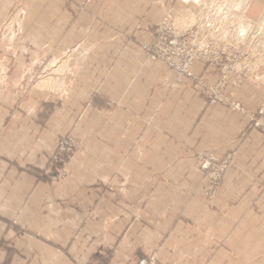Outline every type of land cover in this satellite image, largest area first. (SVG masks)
<instances>
[{
    "label": "crops",
    "instance_id": "crops-1",
    "mask_svg": "<svg viewBox=\"0 0 264 264\" xmlns=\"http://www.w3.org/2000/svg\"><path fill=\"white\" fill-rule=\"evenodd\" d=\"M82 1L0 0V33L15 26L0 35V264H264V138L142 49L164 13L194 4ZM263 10L251 0L246 17ZM61 56L60 96L22 88ZM192 72L216 80L200 63ZM232 79L225 93L255 112L264 83ZM65 135L82 144L55 180L48 162ZM183 143L237 151L211 203Z\"/></svg>",
    "mask_w": 264,
    "mask_h": 264
},
{
    "label": "built area",
    "instance_id": "built-area-1",
    "mask_svg": "<svg viewBox=\"0 0 264 264\" xmlns=\"http://www.w3.org/2000/svg\"><path fill=\"white\" fill-rule=\"evenodd\" d=\"M195 6L194 23L182 29L177 27L176 18L166 13L144 49L152 59L164 62L179 78L191 80L207 101H231V96L225 93L231 77V86L239 88L242 81L264 69V47L255 46L264 39V34L249 30L246 17L230 8L226 0H201ZM244 26L246 29L242 30ZM195 63L202 64L209 75L216 78L213 84L192 72ZM262 110L259 112L261 118ZM261 123L260 119L259 125ZM76 147L74 138L60 139L56 149L59 159L54 163L63 164Z\"/></svg>",
    "mask_w": 264,
    "mask_h": 264
},
{
    "label": "rangeland",
    "instance_id": "rangeland-1",
    "mask_svg": "<svg viewBox=\"0 0 264 264\" xmlns=\"http://www.w3.org/2000/svg\"><path fill=\"white\" fill-rule=\"evenodd\" d=\"M184 1H186V2H188L190 4H194V8L191 9V10H186V11H184L182 13H176L175 15L172 14L171 12H166V13H169V14L173 15V17H175L176 19L178 17H180L184 13H190L191 14L196 9V6H195L196 4L191 2V1H194V0H191V1L184 0ZM156 2L159 3L160 5H162L161 0H156ZM247 2H248V0H231V3H233L237 8L238 7L241 8L242 11H243L244 6H245V4ZM89 3H90V0H84V1L80 2L78 7L80 9H83ZM248 5H249V3H248ZM166 13L163 14V16L160 19V21L155 25L154 34H155V29H156L157 25L162 21V19L164 18ZM244 14L246 15V10H245ZM191 18H192L191 16L186 15V19L187 20L189 19L192 22L193 18L192 19ZM250 21L253 24L254 23H258L259 27L261 28V33L264 34V10L261 12L260 17L257 20H255V21L250 20ZM190 26H191V24L189 25V27ZM13 27L15 29V26L13 25V20H12V18H10L4 24V26L1 28V33H0L1 38L7 37V39H9L8 30L13 28ZM154 34H153V36H154ZM153 36H152V38H153ZM148 44H146V45H148ZM146 45H144L142 47V49H143V52L145 53V56H146L147 59L162 63L175 76L177 82H181L184 79V78H182V79L179 78V76H177L161 60L152 59L150 57V55H148V53L144 49V47ZM64 61H65L64 56L59 57L57 60H55V59H54V61L52 60V63H51L52 65L51 66H53V65L55 66V68H53V70L48 71V73L38 75L36 77V79L31 84H29V85H24L23 84L22 88L29 89L31 86H36V87H38L40 89H43L45 91H49L54 96H57V97L60 96L62 94V92L65 90V88H66V86L68 84V80H67L68 79V71H67V68L65 67ZM252 77L253 78H250V79L256 80L259 83H264V69H262L261 71L255 72V74L252 75ZM250 79H246L244 81H248ZM43 80H45L47 85H48L45 88H42V87L39 86V82L43 81ZM241 85H242V83H241ZM241 85H240V87H241ZM235 89H238V88H235ZM227 95L231 96V98H232L231 101L210 102V101L206 100L205 101V105L207 107L220 105V106H223V107H225V108H227V109H229L231 111L239 112V113L245 115L247 117V120H248L249 128L252 129V130H256L264 138V115L262 116V118L259 115V112L262 109H263L262 111H263V114H264V102L260 104V106L256 109L255 112H248L242 107V105L239 102H237V101H235L233 99V95L231 93H228ZM260 119L262 121L261 125H259L260 124ZM66 137L74 138L76 140V142H77V147H76V149H75V151H74V153L72 155L67 156L65 158V160L66 159L67 160L63 164L58 165V164L54 163V161H57L59 159L57 154H56V152H57L56 151L57 144H56V149H55L54 153L51 155V157L49 159V162H48V175L51 174V178H53L55 180H62L64 178H66V176H67V170H66L67 164L71 161V159L76 154V152L80 149L81 144H82V142H81V140L79 138H77L75 136H71V135H65V136L59 137L57 139V143H58V141L60 139L66 138ZM179 155L180 156L189 155L195 160V162L197 164V168H198L199 172L201 173L202 179H203V182H204V189H203V197H202V199L206 203H211L215 199V195L220 190V188L222 186L223 178H224V175L227 172V170H229V169H237L238 168L237 162L235 160L236 155H237V151H231V152H228V153H226L224 155H218L212 149H199V150H196V149H193L192 147H190L189 145L183 143V144H181V149L179 151ZM34 174L39 179L44 178L45 175H46L43 172H34ZM163 174L164 173H161L160 176H163ZM157 184L163 185L164 183L161 180V181L157 182ZM138 264H155V263L150 258V259H142V260L139 261Z\"/></svg>",
    "mask_w": 264,
    "mask_h": 264
},
{
    "label": "bare ground",
    "instance_id": "bare-ground-1",
    "mask_svg": "<svg viewBox=\"0 0 264 264\" xmlns=\"http://www.w3.org/2000/svg\"><path fill=\"white\" fill-rule=\"evenodd\" d=\"M189 1H191V0H189ZM251 0H248V2L245 4V6H244V9H243V11H242V9L241 8H237L233 3H231V0H226V4L230 7V8H235L236 10H237V12L238 13H240V14H242L243 16H245L246 17V15L244 14V12H245V10H246V8H247V6H248V3L250 2ZM191 2H193V3H200L201 2V0H194V1H191ZM188 15V16H191L192 18H193V20H192V22H191V20H187L186 19V15ZM184 15V16H183ZM194 15H193V13H184V14H182L180 17H178L177 19H176V21H175V23H176V25H177V27L178 28H180V29H182V28H184V27H189V25L191 24H193L194 23V17H193ZM191 18V19H192ZM246 19V23H247V27L249 26L250 27V29L249 30H254V31H258V32H260L261 33V28L259 27V24L258 23H252L249 19H247V17L245 18ZM244 25V24H243ZM246 29V27L244 26L243 27V29L242 30H245ZM262 34V33H261ZM256 47H258V46H260V47H264V39H260V41L259 42H257V44L255 45ZM50 84V83H49ZM39 86L40 87H42V88H45V87H47L48 85H47V83H46V81L45 80H43V81H40L39 82Z\"/></svg>",
    "mask_w": 264,
    "mask_h": 264
}]
</instances>
